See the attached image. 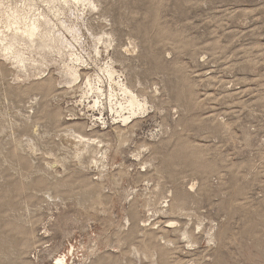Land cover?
I'll return each instance as SVG.
<instances>
[{
    "label": "rangeland",
    "instance_id": "rangeland-1",
    "mask_svg": "<svg viewBox=\"0 0 264 264\" xmlns=\"http://www.w3.org/2000/svg\"><path fill=\"white\" fill-rule=\"evenodd\" d=\"M0 264H264V0H0Z\"/></svg>",
    "mask_w": 264,
    "mask_h": 264
},
{
    "label": "bare ground",
    "instance_id": "bare-ground-1",
    "mask_svg": "<svg viewBox=\"0 0 264 264\" xmlns=\"http://www.w3.org/2000/svg\"><path fill=\"white\" fill-rule=\"evenodd\" d=\"M15 8H17V7H15ZM14 10V9H13ZM19 11V10H18ZM18 11L17 10H14V11H12V13L8 16V19H7V24H8V26L11 28V27H16V29H18V30H20L22 33H24V34H26L27 35V37L29 38L28 40H30L32 37H33V35H34V28L36 29V27H34L33 29L32 28H30V29H28L27 28V25H26V15H24V16H20L19 14H18ZM20 13V12H19ZM54 25V24H53ZM57 37V36H56ZM55 37V38H56ZM104 39V38H103ZM101 40V39H100ZM56 41L58 42L57 44L59 45V49H60V46L62 47V44L63 43H61V41L59 40V39H56ZM64 48V47H63ZM110 74H111V76H112V74H113V72H110ZM76 78H77V76H76ZM75 79V78H74ZM126 88V87H125ZM127 90V89H126ZM129 90V89H128ZM124 94V93H123ZM126 96V95H125ZM132 96H134V95H131V97ZM130 97V98H131ZM129 98V99H130ZM137 100V99H136ZM136 100H135V98H131L130 99V101H127V103L129 102V105L132 107V106H134V105H136ZM137 103H139L138 101H137ZM138 107L140 108H142L143 106H141V105H138ZM126 110V109H125ZM140 110V109H139ZM131 111H133V110H131ZM137 111V110H136ZM128 118H124V121H126Z\"/></svg>",
    "mask_w": 264,
    "mask_h": 264
}]
</instances>
